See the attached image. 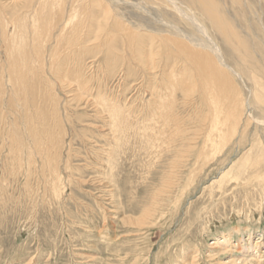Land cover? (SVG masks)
<instances>
[{
	"label": "rangeland",
	"instance_id": "1",
	"mask_svg": "<svg viewBox=\"0 0 264 264\" xmlns=\"http://www.w3.org/2000/svg\"><path fill=\"white\" fill-rule=\"evenodd\" d=\"M102 1L104 2L105 6L109 5L110 7H108L110 9L112 7L115 9L116 13L119 12L121 15H123L127 22L159 29H161V26H163L162 23H170L168 26L176 25L179 27H185L183 20H189L190 18H193L192 20H200V18L201 20L205 19L199 9L196 6L194 7L193 4H190V2L187 0L173 1L179 2L178 5L181 8L180 11L186 13L188 10V14L186 16H189V19H187L185 16H181L172 7L170 8V6H168L169 3L167 0ZM219 1L223 15H225L226 19L234 25L235 29L240 34V37H242L245 41H243V39L241 40L247 43L245 44L247 47H249L248 51L250 50L249 52L251 53L250 64H244L241 60V54H239L240 51H238L239 53L234 54L237 58H235L234 55L232 56L234 52L232 53L230 46L225 44L224 41L218 37V35L216 36L213 32L214 30H212L210 26L204 25L205 30L210 32L208 34L211 42L220 50L223 61L234 70L232 75H235L233 78L236 82L238 81L237 83L239 85L240 92H242L241 96L243 95L242 100L244 105L242 108L243 110L240 112L241 125L239 129L240 132L245 133L243 135V140L238 144L237 142L235 143V138H233L229 143L226 142V145H224V147L221 149H217L216 147L212 149V147L208 146V149L205 148V152L207 150L206 154H208V158L205 154V158L202 157L204 160H197V154L195 151L199 148H202L204 145L203 139L205 138L208 131H206V134L205 131H202L204 129L199 127V123L201 122L197 120L191 121L192 119L198 117L196 113L200 112V110H196L194 108V104L192 103L186 106L180 92L176 93L177 102L175 104V112L178 113H175V115L179 116L178 119L180 122L178 123V121H176L173 122L172 125L168 124L166 126L163 124V121L159 120L157 125H161V128L159 127L161 135H158L155 134L158 132V128L154 126L155 122H152V120L150 121L149 117L151 116L152 112L154 113V109L151 108L150 105L148 106V102L145 103L144 100L147 93L142 87V80L139 78L141 71L136 70L135 77L137 76L138 78H135L130 74L128 76L126 75L125 77L123 73L118 72V70L125 67V65L121 63V67L117 66L119 69L116 68L118 70L115 71L116 73L114 72L112 74V78H110V80H106V76L104 75L106 73L105 70H107V72L110 70H108V68H104V72H100L98 69H96V71H98V74L97 72L95 73L96 79H92V82L89 83L90 93L83 96V98L90 101V104L92 105L87 108H76L78 105L77 102H69V100L73 97V93H67L68 90L61 86L59 80H55L57 79L56 76L53 75L48 66H46L47 69H45L47 71L44 69V71H41L42 74H39L41 77L40 79H44V81L46 79L44 83L39 78L36 81V77H33V81L37 82L35 83V86H33L35 92L38 94L36 95V98H38L37 107H41L43 105L45 112L49 111L46 114L51 116L49 118L51 123L54 122L53 119L56 117V119H61L64 124V128L67 124L66 128L64 129L65 136L63 138V145L60 147L63 152L58 148V153L61 155V159H58V163L60 176L62 175V177H60V181L62 182L60 184L57 183L58 185H56L57 188L61 185L59 189L56 187L53 188L55 184H52L53 180L51 179L49 173L51 172L50 162H44L43 159L40 158V154L36 152L37 149L35 150L36 153L33 154V156L35 155L34 157L36 159L34 157L30 158L28 155V151H31L30 149H35L30 134L26 132V127L28 126L27 124L25 125L23 113H20L19 117L18 112H13L15 108L16 111L21 109V104L17 102L15 95H13L11 92L13 90V86H11L13 85L12 82L10 83L6 81V79H2L6 82L2 81L3 84L0 82V113L4 114L5 117L3 118V116L0 114V128L2 130V134L0 130V264H212L213 261L210 257L211 245L214 243V241H217L219 237L221 238V236L223 237L224 235H229L230 233L232 234L234 245H238L239 241L243 239V244L247 247V249L252 245L253 249L249 250L248 254L246 253L247 257L249 259L251 258L250 261H255L254 264H264V194H261L262 192L264 193V182L258 184L256 181L249 180L252 178L249 175L250 173H247L249 177L247 174L242 173L240 166H238L239 164H237L240 156L250 151L252 145H254L253 147H258L260 145L259 143L261 142L262 146L264 147V124L262 123L264 118L261 117L262 115L260 114V109H262L264 106L260 105V102L253 101V90L254 88L256 89V87L249 79L251 72L250 70L252 69L254 72L253 74L255 75L256 73L259 82L264 85V0H240L238 3H235L233 0ZM190 5L193 7L191 6L190 8ZM183 8L186 9L183 10ZM193 8L195 11L192 10ZM33 11L34 8L32 12ZM189 13H194L195 15H189ZM64 14L66 15V13ZM98 17L99 19L101 18L104 20L101 16L98 15ZM181 29L188 30L187 28ZM198 35L200 34L198 33ZM97 57L100 58L97 59L98 61L102 62V64H105L104 53H99V55L97 54ZM109 61L110 59H108V63H110ZM237 62H240L239 64H241V68ZM248 66L251 69H246ZM71 69L73 70V67ZM253 69H255V71ZM240 70L242 73H244L242 74ZM236 73L240 76L236 75ZM84 74H86V80H89L88 76L93 75L90 71L85 72ZM6 77L8 79V73H6ZM52 77L53 79H51ZM239 77L241 78L239 79ZM69 78L71 83L77 86V82L75 81L76 76L74 79H72V77ZM25 82L27 83L26 86L30 84L28 79H25ZM108 82L109 85L107 84ZM49 86H53L54 88ZM142 89L144 90L142 91ZM47 92H51L50 97L51 95L53 96V101L49 102L50 97H48L49 93L47 94ZM93 92L95 94H93ZM98 92L102 96L99 95ZM141 92L144 93L142 94ZM141 95L144 96L142 97ZM260 96H262L261 93H259V97ZM259 97L258 101L262 98ZM98 98H103L106 101L111 99V105L113 104V100L116 105H125V110L129 112L130 109L134 111V113L136 111V116L134 113L132 116L129 113L127 117L129 120H123L124 123H121V126H124V130L116 129L113 127L114 121L112 118H110L111 116L108 115L107 112L104 113L98 105L100 102ZM130 99L131 101H129ZM58 100L59 102L57 103ZM54 101L56 102L53 103ZM9 103L11 104L9 105ZM90 104L88 103V105ZM93 104L95 105L93 106ZM143 104L146 106L144 107ZM251 104H253L255 108ZM52 105L54 108L51 107ZM58 105H60V107ZM255 105L258 107V109ZM69 106H71V109ZM98 107L99 110H97ZM148 108H150L151 111ZM46 109H48V111ZM53 110L58 112L55 113ZM59 110H61V112H59ZM67 111L70 112L68 113ZM142 114H145V116ZM139 116L140 118H138ZM104 117L105 119L103 120L102 118ZM182 119L187 120L182 123ZM107 120L109 122H107ZM8 121L12 124H10ZM245 121H248L247 125ZM176 123L178 124L176 126V130L180 129L182 133L177 140H172L173 133L175 132L174 126ZM16 125H18V129H16ZM131 125L133 126L130 129ZM185 126L187 128H185ZM128 128L129 131L127 130ZM66 129H68V131ZM8 130L9 134L7 133ZM25 132L29 135H26ZM90 132L92 133L89 134ZM126 132L127 135H130H128L129 137L126 135ZM130 132L134 135L132 136ZM138 133L142 134L140 135ZM147 133H149V136ZM15 135L17 136L15 137ZM120 135L122 137L124 136L122 138L123 140L120 138ZM108 137L113 138L108 139ZM17 138H19L18 143L22 145L20 153H23L24 156H22L21 162H19V154L13 152L15 148L14 146L17 145ZM115 138L119 144L115 142ZM128 138H131V140H126ZM149 138L153 140L151 141ZM118 139L120 141H118ZM195 139H197L199 142L194 143L196 144V148L192 153L194 157L188 156L189 154L186 153L188 152V143L192 144L191 140ZM23 140H25V142H23ZM109 140L112 141L110 142ZM145 141L148 144H146ZM153 144L157 147H153ZM90 145L93 147V149ZM89 146L90 148H88ZM11 147L14 148L12 149ZM115 147L117 150L114 149ZM98 150L99 152L101 151L100 154ZM150 150L151 152H149ZM11 151L15 155H18H13ZM17 152H19L18 149ZM108 153H110V156ZM117 153H119V155ZM77 154L79 156H77ZM184 154H188L187 156L189 159ZM182 157H184L185 160ZM180 158L183 160H180ZM11 159L13 160V163H11ZM103 159L104 161H101ZM232 161L235 162V166L232 170H230L232 171L231 175L227 176L222 182H219L217 185L211 188V186L214 185L211 183H216V181L219 180V177L227 171L228 167L230 166V162ZM42 162L48 165H44ZM202 162L207 164L202 165ZM94 163L99 165L95 166ZM41 165L45 167L43 168ZM65 165L70 166L69 168H73L76 172L73 169L70 170ZM19 166L20 168H18ZM183 166L185 167L183 168ZM45 168L50 170L46 169L44 173ZM251 170L252 169H250V172ZM68 171L69 174L72 173L70 175L71 178L69 177V174H67ZM105 171H108V173ZM27 172L30 175H28ZM74 174H77V176ZM15 175L18 176L16 177ZM47 176L49 179L48 181L46 179ZM173 176L175 178H173V181L175 182L173 190L168 194L165 193L162 195V198L158 200V202H155V197L158 194L157 192L161 190L167 180H170ZM176 176L178 178L177 181ZM111 178H113V180H111ZM73 179L75 180L73 181ZM72 181L74 183H72ZM77 181L78 184L76 183ZM244 182L245 184H243ZM244 185H249V187H244ZM26 189H28V191ZM56 190L61 192V198L58 197L59 192L57 193ZM54 191H56V193H54ZM150 206L152 208L155 207V213L154 217L149 220V222L144 223V225L137 226L138 223L133 225L134 221L132 224L130 220L126 221V218L128 217L133 219L140 218V216L148 207L151 208ZM252 241L256 242V245ZM235 255L239 256L243 254L235 253ZM228 260H230V258H226L224 260V256L220 257V262L222 263H225ZM217 262L218 260L215 261V263Z\"/></svg>",
	"mask_w": 264,
	"mask_h": 264
},
{
	"label": "bare ground",
	"instance_id": "2",
	"mask_svg": "<svg viewBox=\"0 0 264 264\" xmlns=\"http://www.w3.org/2000/svg\"><path fill=\"white\" fill-rule=\"evenodd\" d=\"M167 1L169 3L168 6H170V8L172 7L181 16H185L187 19H189L188 18L189 16L188 17L186 16L188 14V12H187L188 10L186 11V13L183 11H180L181 8L178 5L179 2H177V1L174 2L173 0H167ZM187 1L190 2V4H193L194 7L196 6L199 9V11L202 13V15L205 17L206 20L205 19L201 20V18H200V20H195V19L192 20L193 18L192 19L190 18L189 20H183L184 21L183 24L185 27H181V26L180 27L188 29V30H183L179 26H176V25L168 26V24H170V23H168V24L162 23L163 26H161V29H159V28H155V27L137 25V24H134L132 22H127L125 20V18L123 17V15H121L119 12L116 13L115 9L112 7L110 9L109 5H108L109 7L107 5L105 6V4L102 0H0V82L2 83V81H4L2 79H6V81H8L10 83L12 82L13 85L10 84L11 86H13V88H12L13 90L11 92L13 93V95H15L17 102L21 104V109L16 111V108H15L13 110V112H18L19 117H20V113H23L24 119H25V125L27 124V126H28V127H26V126H24V127H26V130H27L26 132H28L30 134V137L32 138V141H33V146L35 147V149H30L31 151L27 150L28 155L30 156V158H32L35 156V155L33 156V154L38 152V154H40L39 155L40 158H42L44 162H47V163H48V161L50 162L51 170L45 168L44 173H45L46 169L51 171L49 173H50L51 179L53 180L52 184H55L54 186L52 185L53 188L56 187V185H58L57 183L60 184L62 182V181H60V177H62V175L60 176L59 163H58V159L59 160L61 159V155H60V153H58V148H59V150H62V149H60V147H62V145H63V141H64L63 138L65 136V132H64L65 130L64 129L66 128L67 124L65 125V128H64V124L61 121V119L60 120L56 119V117H55V119H53L54 122L51 123L50 122L51 120L49 119L51 116L49 114H46L49 112L48 111L49 108L46 109L48 112H45L42 104H41L42 105L41 107H37L38 98H36L37 97L36 95H38V94L35 92L33 86H35V83H37L36 82L37 79L41 78L39 74H42L41 71H44L46 66H48L49 70L53 73V75L56 76L57 79H55V80L56 81L59 80V82L61 83V86L63 88H65L66 90H68L67 93H73V95H72L73 97H72V99L69 98L70 99L69 102H77L78 105L76 108H80V107L87 108V107H90L92 105V104H90V101L84 99L83 96L88 95L90 93L89 92V90H90L89 89L90 88L89 83L92 82V79H94V80L96 79L95 73L97 72V74H98V71H96V69H98L101 72V71H103L104 68H108V70L111 71V73H110V71L107 72V70H105L106 73L104 75L106 76V78H105L106 80H110V78H112V76H113L112 74L116 70L119 69L117 66H120L121 63H123L125 65V67L118 70V72L123 73V75L125 77H126V75L128 76L129 74L131 76L135 77L136 70L141 71L139 78L142 80V82H141L142 87L146 90V93H147L146 97L144 99L145 103L148 102L147 105L148 106L150 105L151 108L154 109V113L152 112L151 116H149L150 114L148 116L150 117V121L152 120V122H155L154 126L156 128H158V130H157L158 132L155 134H158V135H161L160 134V128H161L160 126L161 125L160 124L157 125L159 120L163 121V124L166 126L168 124L172 125L173 122H176V121H178V123L180 122V120L178 119L179 116L175 115V113H176L175 112V104L177 102L176 101V99H177L176 93L180 92L182 94V97L184 99V104L186 106H188V104L192 103V104H194V108L196 110H200V112L196 113L198 115V117L192 119L191 121L197 120V121L201 122V123H199L200 124L199 127L204 129L202 131H205V134H206V131H208L205 138L203 139L204 145L202 146V148H199V149L197 148L198 149V150H196L197 152L195 151V153L197 154V157H196L197 160H204V159H202V157L205 156V154L207 152V150L205 152V148H207L208 146L212 147V149H214L215 147L217 149H221L224 147V145H226L225 144L226 142L229 143L233 138H235L234 141H235V143L237 142V144L243 140V135L245 132H240V129H239L240 125H241L240 112L243 110L242 108L244 106L243 100H242L243 95L241 96L242 92H240V90H239V85L237 83L238 81L236 82L235 79L233 78L235 76V75L234 76L232 75L233 74L232 72H234V70L232 69V67L230 68V66L227 65L223 61L220 50L217 48V46H215L211 42V39H210L209 34H208L210 32H207V30H205L204 25L210 26L211 29L214 30L213 31L214 34L216 36L218 35V37H220L224 41L225 44L230 46V48L232 49V53L234 52L232 54V56L236 53H239L238 51H240L239 54H241V57H242L241 60L243 61L244 64H250V62H251V53L249 52L250 50L248 51L249 47H247L246 42H243L245 40L242 37H240V34L237 32L234 25L229 20L226 19L225 15H223V13L221 11L222 9H221V5H220L219 0H187ZM233 1L235 3L240 2V0H233ZM191 6L192 5H190V8H191ZM33 8H34V11L32 12ZM185 9L183 8V10H185ZM192 10H194V8ZM64 13H66V15ZM190 14L195 15L194 13H189V15ZM98 15L101 16L104 20H102L101 18H100L101 19L100 20ZM8 16H10V17H8ZM45 19H48V20H45ZM74 19H78V20H74ZM198 33L200 35H198ZM241 39H243V41ZM121 52H122V55H121ZM99 53L105 54V60H104L105 64H102V62L97 60V59H100V58H98L99 56L97 57V54L99 55ZM235 58H237V57L235 56ZM108 59H110V61H109L110 63H108ZM238 59H239V57H238ZM237 63L239 64L240 62H237ZM124 65H122V66H124ZM239 65L241 68V64H239ZM72 67H73V70L71 69ZM116 68H118V69H116ZM246 69H251V68H249V66H248V68H246ZM253 70L255 71V69H253ZM71 71H72V73H71ZM84 71L85 72L90 71L91 74H93L91 76H88L90 73L87 75L89 77V80H86L87 78H85L86 74H84L85 73ZM250 71L251 72H250L249 79H250L251 83L254 84L256 87V89L254 88L255 94H254V90L252 88L253 95H254L253 101L260 102L261 103L260 105L264 106V85L261 82H259V79H258V76H256V73L254 75L253 74L254 72L252 71V69ZM6 73H8V79L6 77ZM241 73H242V71H241ZM117 74H115V75H117ZM242 74H241V76H242ZM236 75L240 76L237 73H236ZM46 76H47V74H46ZM75 76H76V78H75ZM100 76H101V73H100ZM100 76H99V78H100ZM124 76H122V77L125 78ZM33 77H36V81H33V79H34ZM53 77L51 79H53ZM69 77H72V79L75 78V81L77 82V86L73 85V83H71V80ZM135 78H138V77L136 76ZM240 78L241 77H239V79ZM25 79L26 80L28 79V81L30 83L27 86H26L27 83L25 82ZM40 80H42L43 83L46 81V79H45V81H44V79H40ZM126 80H127V78H126ZM6 81H4V82H6ZM98 83H99V81H98ZM107 84L109 85V82ZM135 85H136V83H135ZM36 87H37V85H36ZM49 87H51V86H49ZM95 88H96V86H95ZM144 89H142V91ZM137 90H138V87H137ZM11 92H9V93H11ZM94 92H93V94H95ZM101 92H103V91H101ZM257 92H258V94H257ZM50 93L51 92H47V94L49 95L48 97H50ZM259 93H261L262 96L259 97ZM98 94H99V92H98ZM55 95H56V93H55ZM99 95H101V94H99ZM141 96L143 97L144 95H141ZM52 97L53 96L51 95L49 102L53 101ZM92 97H93V95H92ZM108 97H109V95H108ZM196 97L199 100H197ZM258 97L259 98L262 97V98L259 99V101H258ZM46 98H47V96H46ZM135 98H136V96H135ZM137 98H138V96H137ZM113 99H114V97H113ZM132 99H134V98H132ZM2 100H4V99H2ZM59 100H61V99H59ZM59 100L57 101V103L59 102ZM99 100H100V102L98 105L100 106L101 110L104 113L107 112L108 115L111 116L110 118L113 119V121H114L113 127H115L116 129H119V130L120 129L124 130V128H123L124 126H121V123L123 122V120L125 121L128 119L127 117L129 115V113L132 116L134 111L129 109V112H127V110H125V107H126L125 105H120V104L116 105L114 100H113V104L111 105V99L109 101H106L103 98H101ZM66 101H67V99H66ZM129 101H131V99ZM135 101H136V99H135ZM11 102H12V100H11ZM55 102L56 101H54L53 103H55ZM132 102H131V104H132ZM66 103H64V104H66ZM88 103L90 105H88ZM5 104H6V102H5ZM10 104L11 103H9V105ZM60 104H61V102H60ZM62 104H63V101H62ZM94 105L95 104H93V106ZM251 105L253 106V104H251ZM46 106H47V104H46ZM58 106L60 107V105H58ZM71 106H69V108ZM145 106L146 105H144V107ZM14 107H16V106H14ZM51 107L54 108L53 105ZM133 107H134V105H133ZM62 108H63V106H62ZM65 108H67V107H65ZM128 108H129V106H128ZM176 108H179V107H176ZM148 109L150 110V108H148ZM257 109H258V107H257ZM97 110H99V107ZM53 111L55 113L58 112L56 110H53ZM150 111H148V112H150ZM59 112H61V110H59ZM135 113H136V111H135ZM144 113H145V111H144ZM51 114H52V111H51ZM95 114H97V113H95ZM176 114H178V113H176ZM260 114L262 115L261 117L264 118V107L262 109H260ZM1 115L3 116V118H5L4 114H1ZM54 116H55V114H54ZM131 116H129V117H131ZM135 116H136V114H135ZM143 116H145V114ZM60 118H62V117H60ZM138 118H140V116ZM102 119L104 120L105 117ZM68 120H69V118H68ZM185 120H187V119H184L182 123H184ZM11 121H12V119H11ZM110 121H111V119H110ZM107 122H109V121L107 120ZM247 122H246V125H247ZM22 123H23V121H22ZM68 123H69V121H68ZM262 123L264 124V120H262ZM10 124H12V123H10ZM23 124H22V126H23ZM18 125H16L17 126L16 129H18ZM126 125H127V123H126ZM147 125H148V123H147ZM177 125L178 124L176 123V125L174 126L175 132L173 133L172 140H174V139L177 140L182 133L180 131V129L176 130ZM107 126H108V124H107ZM132 126L133 125L130 126V129ZM10 127H12V126H10ZM163 127H165V126H163ZM185 128H187V127L185 126ZM143 129H144V127H143ZM0 130H1V128H0ZM66 130L68 131V129H66ZM127 130L129 131V128ZM138 130H139V128H138ZM145 130H146V128H145ZM13 131H15V130H13ZM130 131H132V130H130ZM8 132H9V130L7 131V133ZM84 132H86V131H84ZM132 132H134V131H132ZM142 132H143V130H142ZM28 133H26V135ZM76 133H77V131H76ZM91 133L92 132H90L89 134H91ZM93 133H94V131H93ZM1 134H2V130H1ZM122 134H124V133H122ZM130 134H131V132H130ZM138 134H140V133H138ZM126 135H127V132H126ZM131 135L133 136L134 134H131ZM147 135L149 136V133H147ZM3 136H5V135H3ZM12 136H13V134H12ZM16 136L17 135H15V137ZM110 136H111V134H110ZM84 137H86V136H84ZM92 137H93V135H92ZM116 137H117V135H116ZM123 137L121 136L120 138L122 139ZM152 137H153V134H152ZM156 137H157V135H156ZM161 137H160V139H161ZM88 138H90V137H88ZM109 138L111 139L113 137H108V139ZM13 139H14V137H13ZM13 139H11V140H13ZM119 139H118V141H120ZM129 139L131 140V138H128L126 140H129ZM149 139L151 140V138H149ZM200 139H201V137H200ZM109 141L111 142L112 140H109ZM191 141H192V144L188 143L189 144L188 152H186L189 155L188 154H184V155L194 157V155L192 154L194 149L196 148V144H194V143H197L199 141H197V139L191 140ZM4 142H6V141H4ZM4 142H2V143H4ZM18 142H19V138H17V143H16L17 145L14 146L15 148L14 147H11V148L12 149L14 148V151H13L14 153L19 154L18 158L20 161L18 159H16V160L21 162L22 156H23V153H20L22 145L19 144ZM23 142H25V140H23ZM29 142H31V141H29ZM81 142H82V140H81ZM115 142L117 143V139L115 140ZM86 143H88V142H86ZM121 143H122V141H121ZM93 144H94V142H93ZM117 144H119V143H117ZM146 144H148V143L146 142ZM214 144H215V146H214ZM259 144L261 146L259 145L258 147L257 146L253 147L254 145H252L251 150L248 151L249 153L246 152V153L242 154V156H240V158H239V161L237 162V164H239L238 166H240V169L242 170V173H244V174L250 173L249 175L252 178L249 180L256 181L258 184L264 182V147L262 146L261 142ZM217 145H218V147H217ZM255 145H257V144H255ZM90 146L88 148H90ZM172 146H173V144H172ZM153 147L156 148L157 146H154V144H153ZM3 148H5V147H3ZM12 149H10V150H12ZM17 149L19 152H17ZM36 149H37V151L35 152ZM52 149H53V151H52ZM92 149H93V147H92ZM114 149H116V147ZM144 149H146V148H144ZM71 150H72V148H71ZM177 151H178V149H177ZM13 152L11 151V153H13ZM62 152H63V150H62ZM98 152H99V150H98ZM100 152H99V154H100ZM142 152H143V150H142ZM149 152H151V150ZM14 153H13V155H15ZM119 153H117V154L119 155ZM18 154H16V155H18ZM109 154L110 153H108V155ZM176 154H177V152H176ZM69 155H71V154H69ZM206 155L208 158V154H206ZM10 156H12V155H10ZM77 156H79V155L77 154ZM211 156H212V154H211ZM109 158H111V157H109ZM182 158L184 159V157H182ZM67 159H65V160H67ZM183 159L180 158V160H183ZM188 159H189V157H188ZM176 160H178V159H176ZM209 160H211V159H209ZM11 161H12L11 163H13L12 159H11ZM18 161H17V163H18ZM28 161H29V159H28ZM101 161H104V159ZM44 162H42V163H44ZM179 162H181V161H179ZM204 162H202V165L207 164ZM234 163L235 162H233V161L230 162V166L227 169V171H229V172L226 171L227 173L226 172L224 174L221 173L222 176L219 177V180H217L216 183H213V182L211 183V184H214L211 186V188H213V186L217 185L219 182H222L227 176L231 175L232 171H230V170H232L233 167L235 166ZM45 164L46 163H44V165ZM67 164H69V163H67ZM117 164H118V162H117ZM20 165H21V163H20ZM33 165H35V164H33ZM46 165H48V164H46ZM97 165H99V164H97ZM97 165L95 164V166H97ZM111 165H110V167H111ZM42 167L44 168L45 166H42ZM66 167L69 168L70 166H66ZM108 167H109V165H108ZM184 167L185 166H183V168ZM18 168H20V166ZM226 168H227V166H226ZM235 168H238V167H235ZM15 169H17V168H15ZM71 169H73V168H71ZM250 169H252L251 172H250ZM35 170H36V168H35ZM74 171H73V173H74ZM14 172H12V173H14ZM18 172H19V170H18ZM106 173H108V171ZM27 174H28V172H27ZM32 174H31V176H32ZM46 174H47V172H46ZM67 174H69V171ZM71 174H69V177ZM28 175H30V174H28ZM74 175L77 176V174H74ZM103 175H105V174H103ZM113 175H114V173H113ZM237 175H239V174H237ZM249 175H248V177H249ZM44 178H45V176H44ZM173 178H174V176L170 180H167V182L164 184L163 188L157 192L158 194L155 197V202H158V200H160L162 198V195H164L165 193L168 194V193H170V191L173 190L174 185H175V182L173 181L175 178L174 179ZM232 178H233V176H232ZM46 179H47V181L49 180L48 176ZM109 179H110V177H109ZM177 179L178 178L176 176V181H177ZM238 179H239V177H238ZM57 180H58V182H57ZM74 180L75 179H73V181ZM111 180H113V178H111ZM63 181H65V180H63ZM73 181H72V183H74ZM114 182H115V180H114ZM76 183L78 184V181ZM243 184H245V182ZM60 186L58 188L57 187L56 188L59 189ZM71 186H73V185H71ZM250 186H252V185H250ZM63 187H64V185H63ZM244 187H249V185L248 186L244 185ZM26 190L28 191V189H26ZM53 190H55V189H53ZM56 191H54V193H56ZM58 192L59 191H57V193ZM252 192H257V191H252ZM60 193L61 192H59L58 197H60ZM242 193H244V192H242ZM261 194H264V193L262 192ZM55 196H56V194H55ZM243 198H244V196H243ZM252 198H253V196H252ZM246 200H247V198H246ZM253 201H255V200H253ZM56 202H57V200H56ZM250 202H251V200H250ZM60 203H62V202H60ZM156 205H157V203H156ZM259 205H261V204H259ZM154 208L155 207H153V208L148 207L143 212V214L140 216V218L133 219L131 217H128V218H126V221L130 220L131 224L134 221L133 225L135 223L136 224L138 223L137 226L144 225V223L149 222V220H151L154 217V213H155ZM236 232H238V231H236ZM249 240H250V238H249ZM243 241H244V239L239 241L238 245H234L231 233L229 235H224L223 237L221 236V238L219 237V239H217V241H214V243L210 247L211 260L213 261L214 264H254L255 261H252V260L250 261L251 258L249 259L246 255V253L248 254L249 250L253 249L252 245L249 246L247 249V247L243 244ZM259 242H260V240H259ZM253 243H255V245H256V242H253ZM235 253H239V254H243V255H239V256L237 255L236 256ZM198 256H199V254H198ZM223 256H224V260L226 258H230V260H228L225 263L220 262V257H223ZM248 256H250V255H248ZM215 259L218 260L217 263H215V261H216ZM192 263H194V262H192ZM195 263H196V261H195Z\"/></svg>",
	"mask_w": 264,
	"mask_h": 264
}]
</instances>
